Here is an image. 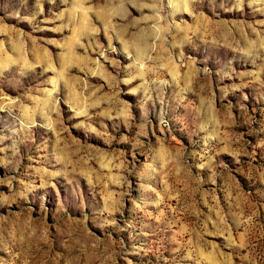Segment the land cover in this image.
<instances>
[{
    "label": "rangeland",
    "instance_id": "rangeland-1",
    "mask_svg": "<svg viewBox=\"0 0 264 264\" xmlns=\"http://www.w3.org/2000/svg\"><path fill=\"white\" fill-rule=\"evenodd\" d=\"M186 2L0 0V264H264V0Z\"/></svg>",
    "mask_w": 264,
    "mask_h": 264
},
{
    "label": "bare ground",
    "instance_id": "bare-ground-1",
    "mask_svg": "<svg viewBox=\"0 0 264 264\" xmlns=\"http://www.w3.org/2000/svg\"><path fill=\"white\" fill-rule=\"evenodd\" d=\"M169 5L171 7L173 14L174 13H181L183 11L185 12V10L187 8L186 0H169Z\"/></svg>",
    "mask_w": 264,
    "mask_h": 264
}]
</instances>
